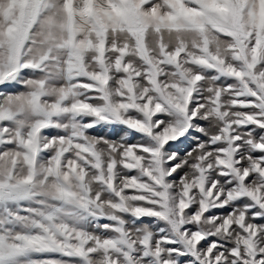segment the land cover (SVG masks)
Wrapping results in <instances>:
<instances>
[{
  "label": "snow or ice",
  "instance_id": "6c2138e0",
  "mask_svg": "<svg viewBox=\"0 0 264 264\" xmlns=\"http://www.w3.org/2000/svg\"><path fill=\"white\" fill-rule=\"evenodd\" d=\"M0 264H264V0H0Z\"/></svg>",
  "mask_w": 264,
  "mask_h": 264
},
{
  "label": "rangeland",
  "instance_id": "374dc122",
  "mask_svg": "<svg viewBox=\"0 0 264 264\" xmlns=\"http://www.w3.org/2000/svg\"><path fill=\"white\" fill-rule=\"evenodd\" d=\"M20 90H22V89H16V91H20ZM110 138H115V137H110ZM181 154H183V152ZM132 174H135V173H132ZM177 179H178V177H177Z\"/></svg>",
  "mask_w": 264,
  "mask_h": 264
}]
</instances>
